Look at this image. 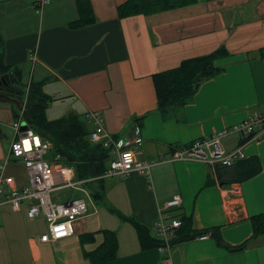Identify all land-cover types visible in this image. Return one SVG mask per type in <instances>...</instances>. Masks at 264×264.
<instances>
[{"label":"crops","instance_id":"1","mask_svg":"<svg viewBox=\"0 0 264 264\" xmlns=\"http://www.w3.org/2000/svg\"><path fill=\"white\" fill-rule=\"evenodd\" d=\"M126 1L90 0L95 22L73 30L71 24L79 19L76 0H53L41 12L37 0H0L4 62L20 66L23 81L29 72L28 83L44 82V92L54 99L48 119L76 114L85 120V113L101 112L115 136L127 139L140 130L144 142L133 150L139 160L155 161L150 175L105 178L110 181L104 206L78 220L64 240L42 243L46 222L28 217L27 205L19 212L0 211V264H90L84 253L104 242L102 230L118 235V259L111 264H264V236L239 252H229L210 237L197 238L174 244L168 255L158 248L143 251L135 228L113 213L133 217L157 239L159 215L179 196L182 205L169 213L191 217L195 231L219 227L231 247L251 238V218L264 214V139L244 146L245 160L258 158L262 170L242 183H226L231 169L171 158L174 148L264 113V0H190L120 19L118 7ZM222 47L229 54L215 65L225 71L164 120L153 75ZM4 107L15 117L14 107ZM242 140L232 133L222 146L231 151ZM90 233H95L93 241L82 243L81 236Z\"/></svg>","mask_w":264,"mask_h":264},{"label":"trees","instance_id":"2","mask_svg":"<svg viewBox=\"0 0 264 264\" xmlns=\"http://www.w3.org/2000/svg\"><path fill=\"white\" fill-rule=\"evenodd\" d=\"M76 2L79 19L71 24L70 27L73 30L85 28L95 22L90 0H76ZM189 2L190 0H127L118 7V14L120 19H125L177 8ZM228 54V51L222 47L211 54L184 60L174 69L154 74L153 82L157 95L158 113L162 118L167 120L181 112L193 100L204 82L224 72L225 69L217 67L215 62L225 58ZM4 57L5 43L0 35V77L3 75L11 77V81L14 82L13 91H18L21 100L25 91L29 89L28 100L23 110L24 121L34 133L52 143L53 150L61 156L63 164L74 167L77 178L86 181V186L93 199L104 202L107 190L104 175L113 159L112 151L90 141L91 126L79 115L69 114L57 120H49L46 111L54 99L44 92V82L32 80L28 84L24 83L21 67L7 66ZM6 93L13 96L11 92ZM19 114L16 112V119ZM145 117L140 120H144ZM176 149L174 148L173 151ZM227 169H231V173L226 183L232 184L242 183L257 176L262 166L258 158H250L238 161L233 167ZM113 213L121 221L129 222L135 228L143 251L161 246V241L153 237L152 231L145 225L116 210H113ZM177 217L181 220L182 226L178 230L173 245L208 236L215 240L218 246L229 252H239L250 248L256 239L264 236V214L251 218L252 236L238 247H231L224 241L219 227L195 231L191 217L183 215ZM100 233L104 236V242L94 252H85L84 257L90 264H111L118 259L117 232L102 230ZM94 235L95 233H90L81 236V242H92Z\"/></svg>","mask_w":264,"mask_h":264},{"label":"built area","instance_id":"3","mask_svg":"<svg viewBox=\"0 0 264 264\" xmlns=\"http://www.w3.org/2000/svg\"><path fill=\"white\" fill-rule=\"evenodd\" d=\"M52 1L37 0V11H43ZM28 92L29 89L22 97L23 105L28 100ZM23 114L24 111H20L15 121V135L10 150L5 160L0 163V211L19 212L27 205L28 217H43L47 222V231L40 237L42 243L67 239L73 235L75 223L88 215L89 204L84 198L57 204L52 200V193L59 188L86 186V181L77 178L74 167L62 163L61 156L53 150L50 141L34 133L31 128L27 132L21 131L22 124L26 123ZM84 118L92 129L90 141L111 150L114 155L104 178H125L132 172L150 175L155 161L139 160L133 150L135 145L141 146L144 142L140 130L125 139L109 132L101 112L89 111L84 114ZM232 133H236L243 140L236 149L227 151L222 146V140ZM261 139H264V113L255 112L232 127L197 139L187 147L174 151L171 159L196 160L208 165L231 168L238 161L245 160L243 148L247 143ZM20 160L26 168L29 186H18L16 178L7 173L10 164ZM86 194L92 199L90 190ZM181 205L182 199L179 196L174 197L166 204L167 211L161 212L154 226L157 239L161 241L158 249L168 255L182 226L181 220L173 217L169 210ZM199 238L205 240L208 236Z\"/></svg>","mask_w":264,"mask_h":264},{"label":"rangeland","instance_id":"4","mask_svg":"<svg viewBox=\"0 0 264 264\" xmlns=\"http://www.w3.org/2000/svg\"><path fill=\"white\" fill-rule=\"evenodd\" d=\"M29 80H30L29 72H26V76H24L23 82L28 84ZM35 80H37L36 77H35ZM19 99L21 100V98ZM3 105L5 106L6 104H0V163L5 160L10 150V147H11L14 135H15L13 126L15 124V121L17 120L16 117L13 116L12 110L10 108L4 107ZM7 106L14 107L16 112L20 113L17 107L9 105V104H7ZM7 173L9 175H12L19 181L24 182V185L29 186L27 171L22 161L11 163L8 168ZM109 179L105 180V184L106 185L108 184V186H109L108 182L110 181ZM87 192H89V188L87 186H80V187H74V188L72 187L59 188L52 193V200L54 203L63 204V203L71 202L74 199L84 198L89 204V213L97 209H100L104 206L105 201L104 202L95 201L93 197L91 199V197H89L86 194ZM46 225H47V222H46Z\"/></svg>","mask_w":264,"mask_h":264},{"label":"water","instance_id":"5","mask_svg":"<svg viewBox=\"0 0 264 264\" xmlns=\"http://www.w3.org/2000/svg\"><path fill=\"white\" fill-rule=\"evenodd\" d=\"M13 81L9 80V76L8 75H3L0 78V87L2 85L9 87V85L12 83ZM14 83V82H13ZM12 83V84H13ZM1 91V90H0ZM0 104H9L12 106H15L19 109V111H23L24 110V105L23 102L19 99V98H14L13 96L7 94V93H1L0 92ZM30 127L27 123H23L22 124V132H27L29 131Z\"/></svg>","mask_w":264,"mask_h":264},{"label":"flooded vegetation","instance_id":"6","mask_svg":"<svg viewBox=\"0 0 264 264\" xmlns=\"http://www.w3.org/2000/svg\"><path fill=\"white\" fill-rule=\"evenodd\" d=\"M9 80H11V77H9ZM13 83V82H12ZM10 84L9 85V87H6V86H4V85H2L1 87H0V92L2 93H6V92H11V94L13 95V97L14 98H20L21 97V95L18 93V91H16V90H14L13 91V84ZM8 94V93H7Z\"/></svg>","mask_w":264,"mask_h":264}]
</instances>
